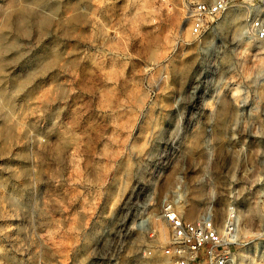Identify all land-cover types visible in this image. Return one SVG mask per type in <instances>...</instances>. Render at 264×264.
I'll use <instances>...</instances> for the list:
<instances>
[{
  "label": "rangeland",
  "instance_id": "obj_1",
  "mask_svg": "<svg viewBox=\"0 0 264 264\" xmlns=\"http://www.w3.org/2000/svg\"><path fill=\"white\" fill-rule=\"evenodd\" d=\"M192 1L0 0V264H168L137 223L181 178L264 264V0L199 36Z\"/></svg>",
  "mask_w": 264,
  "mask_h": 264
},
{
  "label": "built area",
  "instance_id": "obj_2",
  "mask_svg": "<svg viewBox=\"0 0 264 264\" xmlns=\"http://www.w3.org/2000/svg\"><path fill=\"white\" fill-rule=\"evenodd\" d=\"M168 1V0H160ZM238 0H194L186 10V19L192 33L202 35L212 26L216 17L236 5ZM245 34L264 43V16L250 14ZM185 181L179 179L177 190L163 200L160 220L162 224L137 223V229L146 233L152 243L144 256L164 260L168 264H240L239 227L237 212L232 207L223 224L217 221L212 207L200 216L189 217L180 206L187 204L182 187ZM264 196V182L263 191ZM205 196L200 198L201 203ZM199 201V202H200Z\"/></svg>",
  "mask_w": 264,
  "mask_h": 264
},
{
  "label": "bare ground",
  "instance_id": "obj_3",
  "mask_svg": "<svg viewBox=\"0 0 264 264\" xmlns=\"http://www.w3.org/2000/svg\"><path fill=\"white\" fill-rule=\"evenodd\" d=\"M231 8V7H230ZM230 8H229V10H230ZM240 11V10H239ZM227 13V12H226ZM237 12L236 11H229V20H233V19H235L236 18V16H237ZM226 17H228V16H226ZM237 19H238V16H237ZM236 19V20H237ZM227 22V21H226ZM233 22V21H232ZM231 22V23H232ZM235 22V21H234ZM223 23V22H222ZM225 24V23H224ZM229 24V23H228ZM237 212V211H236ZM252 209H249V213L248 214H246V220L248 221V222H250L251 221V218H253L252 216ZM240 218V217H239ZM247 221H246V223H247ZM145 225H147L148 226V224L147 223H144ZM238 224V223H237Z\"/></svg>",
  "mask_w": 264,
  "mask_h": 264
}]
</instances>
